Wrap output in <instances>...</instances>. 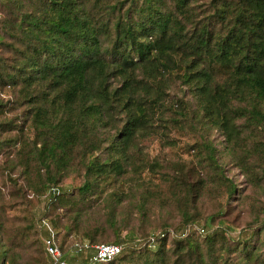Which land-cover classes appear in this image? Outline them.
<instances>
[{
    "label": "trees",
    "instance_id": "16d2710c",
    "mask_svg": "<svg viewBox=\"0 0 264 264\" xmlns=\"http://www.w3.org/2000/svg\"><path fill=\"white\" fill-rule=\"evenodd\" d=\"M0 2L6 10L0 17V114L5 117L0 132H14L4 145L20 146L22 173L36 192L72 170L82 172L72 193L46 205L44 217L55 227L60 218L55 208L79 213L76 203L105 198L107 187L127 175L138 179L151 165L136 162L143 140L161 127L197 122L219 131L225 151L234 154L247 177L264 178V165L259 173L253 170L264 161V0ZM16 109L18 121L6 116ZM25 127L32 131L28 144ZM204 148L233 196L237 187L224 175L215 146L209 142ZM177 174L183 177L184 171ZM184 192L178 200L186 226L194 223V188ZM109 194L122 202L117 189ZM258 214L253 212L250 222ZM106 220L122 251L101 264H264L260 232L244 239L231 238L225 229L154 240L148 234L133 248L120 239L117 219ZM259 222L264 226V217ZM60 227L63 252L73 241L102 243L98 228L78 235V218ZM38 243L43 248L41 239Z\"/></svg>",
    "mask_w": 264,
    "mask_h": 264
},
{
    "label": "rangeland",
    "instance_id": "374dc122",
    "mask_svg": "<svg viewBox=\"0 0 264 264\" xmlns=\"http://www.w3.org/2000/svg\"><path fill=\"white\" fill-rule=\"evenodd\" d=\"M5 13L6 10L0 2V17ZM172 92L181 96L179 88L173 89ZM4 97L10 98L8 94ZM185 98L188 100V97ZM6 116L18 121L19 110H10ZM2 119H5L3 113L0 114V121ZM192 123L193 126L186 123L182 128L170 126L158 128L155 135L143 140L136 162L142 163L147 160L146 162L151 165L146 164L140 170L138 179L134 180L127 175L120 183L107 187L105 198L85 206L76 203L79 213L69 209L66 211L64 207L55 208V213L60 214L59 227H55L44 217L46 205L59 196L72 193L73 188L82 180V172L72 170L61 182L54 184L53 186L59 188L58 194L48 193L49 185L44 191L36 192L28 185L27 176L22 173L23 154H16L20 146L4 145L7 143L5 139L11 137L14 132H0V262L49 264L44 249L38 243L41 239L43 244L44 231L39 226L42 218H45L57 233L63 230L60 226L71 224L74 217L78 218V235L82 236L84 230L93 231L98 228L102 234L96 237L97 240L102 243H113L115 230L106 220L107 216L113 215L118 221L116 230L120 239H125L126 241H123L133 248L142 245L148 234L152 240L161 237L160 233L165 235L169 233L175 237L186 228L187 232L204 228L205 233L221 232L225 229L233 239H244L260 232L263 240L264 226L259 220L264 217V178L250 180L236 164L234 154L225 151L219 131L207 130L200 123ZM24 131L22 136L24 142L28 144L29 140L26 138L32 137V131L27 127ZM209 142L215 146L216 158L224 169V175L237 187L231 197L226 183L218 178L216 169L204 156V143ZM190 145L197 147L190 149ZM28 146L30 147V144ZM254 150H257L255 146ZM258 163L253 168L257 173L261 169L260 166L264 165V161ZM30 168L33 166L28 167V170ZM180 169L184 171L183 177L177 174ZM8 171L11 173V179ZM191 187L194 188V192L190 212L193 214L194 223L184 226L185 223L180 217L182 202L180 204L178 198L185 188L188 190ZM114 188L123 199L120 204L115 196L109 194ZM253 212H259L258 218L250 222ZM207 218L212 225L207 224L209 223ZM129 234L137 237L130 238ZM261 249L264 253V247ZM4 254L7 257H4ZM11 256L16 260L12 262ZM85 256L80 254L68 258L82 261Z\"/></svg>",
    "mask_w": 264,
    "mask_h": 264
},
{
    "label": "built area",
    "instance_id": "2783aa9c",
    "mask_svg": "<svg viewBox=\"0 0 264 264\" xmlns=\"http://www.w3.org/2000/svg\"><path fill=\"white\" fill-rule=\"evenodd\" d=\"M48 193H52L53 195L58 194L59 188L51 186L48 188ZM39 226L44 231L42 239L43 248L48 257L49 264H101L114 259L122 251V246L116 243L105 242L93 245L88 242L73 241L69 249L63 252L58 245L57 231L50 223L45 218H42L40 219ZM197 229L202 233L204 232V228ZM184 232L186 230L180 234L184 235ZM164 235V233H160L161 237ZM77 254H85L86 256L82 261H73L68 258V256Z\"/></svg>",
    "mask_w": 264,
    "mask_h": 264
}]
</instances>
